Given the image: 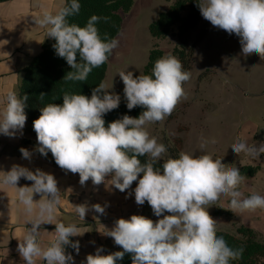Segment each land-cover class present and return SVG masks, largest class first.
Instances as JSON below:
<instances>
[{
    "label": "clouds",
    "instance_id": "9594fccd",
    "mask_svg": "<svg viewBox=\"0 0 264 264\" xmlns=\"http://www.w3.org/2000/svg\"><path fill=\"white\" fill-rule=\"evenodd\" d=\"M198 7L213 27L240 38L243 55L257 54L264 60V0H201ZM79 10L78 0H70V4L59 7L55 13L41 5L35 19L37 25L47 29V37L56 41L53 47L57 55L75 70L63 78L72 81H85L93 68L108 61L119 44L106 34L101 38L96 27L101 17L91 16L83 27L69 23L68 17ZM118 74L124 84L127 108L144 109L138 118L124 115L105 127L103 116L119 107L120 96L110 93L102 82L90 97L64 93L62 104H47L33 121L36 150L45 157L51 152L61 169L78 173L81 186L91 180L93 185L110 184L125 192L138 180L134 189L136 204L147 202L155 216L163 217L157 221L135 214L128 219L119 218L104 235L111 237L123 251L102 255L103 248H98L94 255H87L86 264H116L125 253L131 254L132 264H230L240 259L243 249H233L223 237L217 236V221L208 208L224 196L230 198L233 213L264 210V196L253 193L245 197L239 190L245 180L239 169L225 165L211 154L181 151L178 158L170 155L165 158L167 147L148 131V125L163 122L186 96L183 85L191 73L184 70L176 56L168 53L155 61L151 75L134 76L123 70ZM27 99L15 91L7 93L6 104L0 110V134L14 137L24 128ZM205 143L200 147L204 148ZM231 147L237 155L244 153L257 160L264 153V143L250 146L238 141ZM20 151L24 158H31L27 149ZM139 157L147 159L142 163ZM161 160L163 164L158 167ZM22 177L32 181V185L18 187ZM0 186L15 190L16 201L31 224L22 239H18L17 251L25 264H36L37 259L45 264L72 261L65 246L71 245L79 252V242L72 243L70 237L81 235L80 229L74 223H53L61 203L55 177L40 169L33 172L13 165L7 172L0 171ZM34 194H40L41 198L34 200ZM73 208L84 221L89 206L79 204ZM91 208L100 214L105 212L100 204ZM165 212L169 214L164 215ZM45 223L55 224V231L50 243L42 245L40 227Z\"/></svg>",
    "mask_w": 264,
    "mask_h": 264
},
{
    "label": "rangeland",
    "instance_id": "374dc122",
    "mask_svg": "<svg viewBox=\"0 0 264 264\" xmlns=\"http://www.w3.org/2000/svg\"><path fill=\"white\" fill-rule=\"evenodd\" d=\"M174 2L135 0L132 12L120 13L123 30L117 37L118 47L108 59L104 81L110 93L120 96L124 89L120 71H131L134 75L143 73L155 44L165 54H172L177 45L174 34L164 40L153 39L149 25ZM163 3H166L165 8ZM134 13L139 17V24L131 33L128 22ZM200 34V30L193 37L191 34L190 43H194ZM202 35L190 79L183 85L186 96L163 122L148 125V131L167 147L165 158L167 155L178 158L184 151L194 155L211 154L214 159H221L222 163L237 167L239 171L243 166H259L254 177L244 176L239 190L245 197L253 193L264 196V153L257 160L244 153L237 155L231 147L238 141H245L250 146L264 143V60L257 54L243 55L240 38L213 27L210 22ZM213 140L215 143L211 142ZM202 143H205L204 148L200 147ZM229 203L230 198L221 196L208 208L211 217L217 221V231L238 235L237 229L245 226L254 230L257 240L264 244V210L233 213ZM216 211H224V214Z\"/></svg>",
    "mask_w": 264,
    "mask_h": 264
},
{
    "label": "crops",
    "instance_id": "0c3cea01",
    "mask_svg": "<svg viewBox=\"0 0 264 264\" xmlns=\"http://www.w3.org/2000/svg\"><path fill=\"white\" fill-rule=\"evenodd\" d=\"M174 1L176 0H172ZM41 5L55 13L59 7L65 5V0H11L0 3V110L6 104L9 91H15L19 95L24 69L41 52L43 45L52 39L47 37V29L37 25L35 21L41 12ZM163 5L165 8L166 3ZM134 14L128 22L131 25V33L139 24V17L136 13ZM145 21L146 19L141 23ZM207 23L209 22L202 17L197 28L191 32L193 37L197 30L201 31L200 36L193 41L196 43L194 62L196 49ZM117 40L119 41V38ZM21 148L31 153L30 159L22 156ZM37 148L36 133L34 129H31L27 119L24 128L14 137L0 134V171L7 172L13 165H19L33 172L40 169L55 177L61 192V203L57 207L53 223L63 222L66 225L74 223L80 229L81 234L70 237L72 243L79 242V252L70 248L69 254L72 255L73 260L68 264H86L87 255H94L101 247L103 248L102 255L121 250L122 248L116 245L111 237L104 235L106 229L110 230L119 218L128 219L135 214L143 215L153 221L161 219L154 215L147 202L143 205L136 204L134 189L138 180L133 182L131 188L125 192L115 189L110 184L93 185L91 180L81 186L78 173L73 174L54 165L51 152L45 157L36 150ZM32 183L22 177L17 186H31ZM33 198L38 201L41 197L40 194H34ZM79 204L89 206L84 221L79 219L73 208ZM94 204L104 207V214L95 212L91 208ZM30 227L31 224L27 223V218L22 212V206L16 201L15 190L0 186V264H25L17 251L18 239H22L23 234ZM40 231L39 240L42 245H47L54 237L55 224H42ZM36 264H45V262L37 259Z\"/></svg>",
    "mask_w": 264,
    "mask_h": 264
},
{
    "label": "trees",
    "instance_id": "16d2710c",
    "mask_svg": "<svg viewBox=\"0 0 264 264\" xmlns=\"http://www.w3.org/2000/svg\"><path fill=\"white\" fill-rule=\"evenodd\" d=\"M8 1L11 0H0V3ZM78 2L80 3L79 13L68 17L69 23L83 27L91 16L96 15L102 18L96 24L101 38H104L106 34L111 39L117 38L121 33L123 19L120 13H129L135 0H78ZM200 2L201 0H176L149 25V32L153 39L164 40L170 34H174L177 45L173 49L172 55L182 62L184 70L188 72L192 69L196 48L195 42L190 43V35L202 19L198 7ZM66 4H70V0H65ZM104 17H107V20L103 19ZM55 43L53 38L46 42L41 52L33 58L23 71L19 96L26 95L28 97L24 111L32 130L34 129L33 121L41 115V108L49 103L62 104L63 95L66 92L90 97L92 90L100 83H104L108 71L107 61L102 66L93 68L85 81L63 79L69 71L75 70L71 69L64 58L57 55L53 47ZM164 55L166 54L160 46L155 44L149 52L148 61L142 74L151 75L155 61ZM77 60L79 62L78 54ZM123 90L120 95L119 107L103 116L105 127L114 120L121 119L124 115L138 118L144 111L139 106L129 110L126 106L127 101ZM41 94L44 95L41 97ZM178 141L180 142L179 139ZM139 159L143 163L147 157H139ZM52 163L58 166L54 159ZM162 164L163 160L159 161L157 166H162ZM259 170V166H243L240 172L243 176L254 177ZM216 212L224 214V211ZM226 214L230 215L231 213L227 212ZM237 233L239 237L229 232L217 231V236L223 237L230 247L243 249L242 257L231 261L230 264H264V244L257 240V234L254 230L241 226L237 229ZM69 251L70 249H68ZM119 251H123V249ZM116 264H132L131 254L125 253L123 259L117 260Z\"/></svg>",
    "mask_w": 264,
    "mask_h": 264
},
{
    "label": "built area",
    "instance_id": "2783aa9c",
    "mask_svg": "<svg viewBox=\"0 0 264 264\" xmlns=\"http://www.w3.org/2000/svg\"><path fill=\"white\" fill-rule=\"evenodd\" d=\"M71 240V239H70ZM71 248V245H67V246H65V252H66V254H69V252H68V249H70Z\"/></svg>",
    "mask_w": 264,
    "mask_h": 264
}]
</instances>
